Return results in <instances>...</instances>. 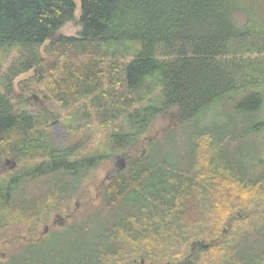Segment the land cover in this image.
<instances>
[{"label": "trees", "instance_id": "obj_1", "mask_svg": "<svg viewBox=\"0 0 264 264\" xmlns=\"http://www.w3.org/2000/svg\"><path fill=\"white\" fill-rule=\"evenodd\" d=\"M79 1L77 18L75 0H0V49L18 52L6 72L0 58V237L34 232L115 154L127 168L100 192L89 240L81 228L67 237L68 226L52 233L54 245L49 235L0 264H264V169L255 171L245 147L264 130L255 121L264 109V0ZM73 21L78 37L61 34ZM29 72L74 109L70 121L97 122L100 147L81 155L58 146L45 128L55 114L14 101V80ZM219 108L230 121L203 127ZM157 127L162 135L141 154ZM176 140L184 147L171 160ZM5 159L19 167L3 174ZM47 178L51 188L21 198L25 183Z\"/></svg>", "mask_w": 264, "mask_h": 264}, {"label": "rangeland", "instance_id": "obj_2", "mask_svg": "<svg viewBox=\"0 0 264 264\" xmlns=\"http://www.w3.org/2000/svg\"><path fill=\"white\" fill-rule=\"evenodd\" d=\"M75 2L78 6V18L81 11V5L79 0H75ZM80 30L81 26L78 21H73L68 23L61 30V34L67 37H78ZM41 52L43 56L46 57L44 48L41 49ZM17 56V50L11 52L9 55H6L5 52L0 49V58L3 64V72H6L11 63L17 59ZM33 74L34 72L25 73L14 80V101L19 102L21 100H27L28 103L25 109L34 115L43 116L44 111L55 114L56 119L49 120V122L45 125V128L52 134V139L58 146H77L81 155L89 153L93 149L100 147L105 141V137L104 132L101 131L100 127L97 125V122L92 121L89 123H84V126H81L82 124L78 122L70 121L72 120L71 114L73 113L74 109H64L57 101L50 99L47 93L46 83L38 82L36 78L33 77ZM24 81H30V85L33 88L31 91L23 90ZM3 82V77H0V91L3 90ZM80 104L78 107H80ZM231 115L229 114L226 116L224 114V109L222 108L216 109L206 117L202 123V126L213 128L216 125H223L228 120L230 121ZM255 117V121L264 123V109L259 115ZM234 118L236 119L235 122L237 125L241 124V117ZM160 129L161 127H157L155 130H153L152 135L150 134L146 136L144 144L142 145L141 154L147 153V144L152 143L155 139L153 135L156 137L162 135V131H160ZM235 144L237 143H234V145ZM245 144V147L250 148V151L254 150L255 160L252 161V164L255 165H253V168L255 171L257 170L260 172L264 169L263 165H260L258 162L264 159V130L251 137ZM176 146L177 148L178 146L184 147V145H181L180 140L172 141L167 145V154L169 156L172 155V152L173 154H179L180 150L178 152L173 151L175 150ZM181 157H179L180 164L184 165V160H182ZM170 159L173 160V157L171 156ZM127 163L128 162L126 158L122 154H115L111 160L105 161L104 163L100 164V166L93 169L89 174L85 175L83 183L77 185L78 187H81L78 192V197H73L67 201L60 212L51 213L48 221L37 227L34 232L29 227H19L13 229V231H7V233L3 231L2 236L0 237V263L2 261H6L7 257L14 252L17 253V250L20 246L30 242H38V239L40 238H46L50 235L48 237L49 247L50 244L54 245L57 240L55 238V234L53 236L52 233L64 231L68 226H74L75 228H68L69 232L66 233L67 237H71V234H74V230L81 228V231L85 232L84 237L89 240V234L93 230L97 229V225L90 220L93 218L91 215L97 209L96 207L99 204L100 192L103 190L105 184L110 180L112 176L111 172H113V174L121 173L122 171L126 170ZM18 167L19 165L16 163V161L12 159H5L3 161L1 171L3 174H10ZM54 184L55 179L52 180L48 178L25 183L22 186L23 195L21 198L30 199L32 195L40 193L42 190H47ZM104 214L105 212L102 215ZM56 215L62 220L58 221L60 219ZM107 215L108 212H106V216ZM87 217H89L88 220H86ZM46 225H49L48 230H46ZM222 226L224 228V233L226 234L228 226L227 224H223ZM245 238L246 237H244V239ZM32 249H34L32 252L28 249V254L30 252L36 254V252L40 251L42 248L35 247ZM167 261L168 260H165L163 264H166ZM171 263L173 262L169 260V264Z\"/></svg>", "mask_w": 264, "mask_h": 264}, {"label": "flooded vegetation", "instance_id": "obj_3", "mask_svg": "<svg viewBox=\"0 0 264 264\" xmlns=\"http://www.w3.org/2000/svg\"><path fill=\"white\" fill-rule=\"evenodd\" d=\"M57 216V215H56ZM58 217V216H57ZM59 218V217H58ZM60 220H58V221H61L62 219L61 218H59ZM48 228H49V225H46V230H48ZM41 239V238H40ZM40 239H38V241H40Z\"/></svg>", "mask_w": 264, "mask_h": 264}, {"label": "water", "instance_id": "obj_4", "mask_svg": "<svg viewBox=\"0 0 264 264\" xmlns=\"http://www.w3.org/2000/svg\"><path fill=\"white\" fill-rule=\"evenodd\" d=\"M144 263V262H143Z\"/></svg>", "mask_w": 264, "mask_h": 264}]
</instances>
